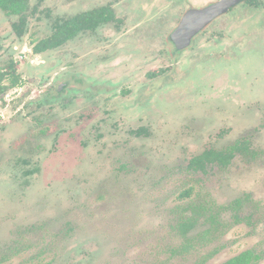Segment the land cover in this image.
Masks as SVG:
<instances>
[{"label": "rangeland", "instance_id": "374dc122", "mask_svg": "<svg viewBox=\"0 0 264 264\" xmlns=\"http://www.w3.org/2000/svg\"><path fill=\"white\" fill-rule=\"evenodd\" d=\"M213 1L114 0L121 27L41 54L55 17L111 0H44L19 39L18 18L0 11V264H196L215 249L204 264L246 250L264 264V0L218 17L180 55L169 41L186 9ZM237 140L251 151L227 168L187 170ZM239 198L244 223L225 210L213 242L171 254L185 203Z\"/></svg>", "mask_w": 264, "mask_h": 264}, {"label": "trees", "instance_id": "16d2710c", "mask_svg": "<svg viewBox=\"0 0 264 264\" xmlns=\"http://www.w3.org/2000/svg\"><path fill=\"white\" fill-rule=\"evenodd\" d=\"M28 0H0V8L7 14L23 15L27 8ZM108 19L95 20L90 17L87 23L81 20V16H75L61 25H55V33L48 39L40 41L33 48L35 54H41L47 50H52L63 46L69 39H73L83 30H94L97 25L106 22ZM25 21L20 18L18 23L13 25L18 36L23 35ZM11 68V66L9 67ZM7 73L0 76V83ZM10 86H17L20 82L15 72L10 74ZM0 87V91L2 90ZM141 132V131H140ZM140 132L136 133L139 134ZM250 145L246 140H237L234 144L221 149H207L201 154L193 157L187 164V170L192 172L206 173L209 167L227 168L236 155H245L250 152ZM183 197H190V192H185ZM248 197V196H247ZM244 199H236L228 206H218L212 199L190 200L180 209V219L175 226V232L181 238V244L174 247L170 252L172 255L181 254L193 249L196 245H208L218 236L225 232L226 223L222 220V213L225 210L232 212L234 224L244 223L245 217L241 215ZM219 252L215 249L208 253L200 263L204 264ZM263 260V255L254 250L243 251L236 256L226 260L222 264H259Z\"/></svg>", "mask_w": 264, "mask_h": 264}, {"label": "flooded vegetation", "instance_id": "af4514ba", "mask_svg": "<svg viewBox=\"0 0 264 264\" xmlns=\"http://www.w3.org/2000/svg\"><path fill=\"white\" fill-rule=\"evenodd\" d=\"M44 0H38V3H37V5L36 6H34L33 8H32V10L28 13V10H29V6H30V4H29V2H30V0H28V2H27V8H26V10L23 12V15H15V14H7L6 12H4L1 8H0V11L1 12H3L4 13V15H6L7 17H10V16H15V17H17L18 19H17V21L16 22H13L12 24H11V29H12V32H13V34L15 35V37L16 38H22L24 35H25V33H26V29H27V25H28V18H29V15H31V14H35V13H37L38 12V6L43 2ZM219 0H216V1H213L212 3H210L209 5H205V7H208V6H210V5H212V4H214V3H216V2H218ZM112 2V3H111ZM111 2H106V3H102L101 5H98L97 7H95L94 9H92L91 11H89V12H84V13H80V14H77V15H74V16H72V17H69V18H59V17H55L54 19H53V21H52V34H51V36L55 33V31H56V28H55V25H61L63 22H65V21H68L69 19H71V18H73V17H75V16H81V20L83 21V22H86L87 23V19L88 18H90V17H93V18H95V20H100V19H104V18H107L108 20L106 21V22H102V23H100L99 25H97L96 27H95V29L94 30H92V31H90V30H83V31H81V32H79L74 38H76L79 34H81V33H84V32H94V31H96L97 29H99L101 26L103 27V26H108L109 25V23H115L114 24V26H118V27H121V24H123L124 23V20L123 19H117L118 17H116V12H115V6L113 5V3H114V0L112 1L111 0ZM243 5H247V7L249 8V9H251L252 11L253 10H258V5H256L252 0H240V2L239 3H237L236 5H234V6H232L231 8H229L228 9V11L226 12V13H229L230 11H232V10H234L235 8H239V7H241V6H243ZM205 7H203V8H205ZM128 8H129V6H128ZM202 8V7H201ZM195 9H198V8H195ZM195 9H193V8H188V9H186V11L183 13V15L181 16V18L179 19V22H178V24H177V26L173 29V31L171 32V34L178 28V26H179V24H180V22H181V19L183 18V16L186 14V12H188V11H190V10H195ZM46 16H50L51 15V13H50V11H46ZM225 13V14H226ZM224 15V14H223ZM222 16V15H221ZM221 16H219V17H221ZM20 18H22V19H24V21H25V30L23 31V35L22 36H18L17 35V33H16V31L14 30V28H13V25L15 24V23H18L19 21H20ZM50 18V17H49ZM217 19V18H216ZM125 22H126V20H125ZM210 25V24H209ZM209 25H207L203 30H202V32L204 31V30H206L207 29V27L209 26ZM202 32H199L197 35H195L191 40H190V42H189V45L188 46H186V47H178V46H176V44L175 43H173V42H171L172 44H173V46H174V52L176 53V54H178V55H180L181 53H183L184 51H186V50H188L190 47H192L194 44H195V42H196V40L201 36V34H202ZM171 34L169 35V41H171L170 40V36H171ZM50 36V37H51ZM49 37V38H50ZM73 38V39H74ZM73 39H69V40H67L65 43H67L68 41H71V40H73ZM61 47V46H60ZM59 48V47H58ZM55 49H57V48H55ZM52 50H54V49H52ZM47 51H49V50H47ZM46 52V51H45ZM107 83H105L104 81H102V80H98V81H95L94 83H93V86L96 88V87H98V86H100V85H106ZM63 89V85H59V87H58V92H60L61 90ZM136 134V133H135ZM137 135V134H136ZM227 211V210H226ZM229 211V210H228ZM231 214H232V212H230ZM179 219H180V217H179ZM178 221L179 220H177V222H176V225H177V223H178ZM232 222H233V218H232ZM175 225V226H176ZM177 234V233H176ZM178 235V234H177ZM180 238V237H179ZM181 239V238H180ZM181 244V243H180ZM179 244V245H180Z\"/></svg>", "mask_w": 264, "mask_h": 264}, {"label": "water", "instance_id": "95a60500", "mask_svg": "<svg viewBox=\"0 0 264 264\" xmlns=\"http://www.w3.org/2000/svg\"><path fill=\"white\" fill-rule=\"evenodd\" d=\"M239 2L240 0H219L208 7L186 12L178 28L170 36L171 42L180 48L188 46L195 35Z\"/></svg>", "mask_w": 264, "mask_h": 264}]
</instances>
